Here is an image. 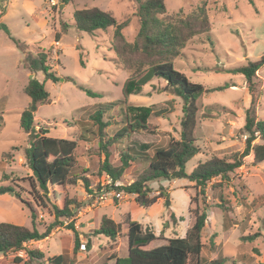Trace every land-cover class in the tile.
<instances>
[{"label": "rangeland", "instance_id": "obj_1", "mask_svg": "<svg viewBox=\"0 0 264 264\" xmlns=\"http://www.w3.org/2000/svg\"><path fill=\"white\" fill-rule=\"evenodd\" d=\"M52 1L0 0V23L9 31L7 35L0 30V187L12 190L0 195V222L34 228L40 233L51 226L44 239L0 255V264H49V258L59 255L64 256L65 264H114L116 258L127 256V219L155 234L157 239L147 247L154 248L163 245L166 238L184 237L194 222L195 210L206 214L200 264L217 259H222V264H264V161L255 164L252 154L243 159V165L226 183L218 186V179L209 182L203 195L184 178L152 180L145 185L150 189L148 197L162 196L153 205L141 207L122 189L148 168L156 149L165 147L172 138L179 139L182 101L166 89L162 79H154L124 97L122 85L133 71L115 63L109 49L113 29L90 34L79 31L72 15L75 10L96 7L110 12L117 22L128 17L130 23L123 34L126 41L132 42L139 28L132 15L135 0ZM203 3L210 31L190 39L173 59V66L192 83L206 89H223L205 93L198 101L194 134L200 152L186 163L187 174L210 157L229 160L244 150L247 110L256 120L264 121V66L251 86L242 75L230 72L264 56V0H164L166 16L188 15ZM55 33L60 34L58 42ZM39 53L46 54L49 72L59 81L53 83L42 72H31L27 56L34 59ZM33 78L44 83L49 93L48 104L38 106L33 115L35 131L78 140L75 172L88 178L87 188L81 181L67 186L69 197L76 199L80 207L72 209L70 219H60L62 224L53 225L52 196L36 183L34 188L31 186V172L24 157L29 137L19 120L29 102L23 90ZM80 88L100 96L90 97ZM96 112L108 123L105 131L109 137L123 126L126 113L146 116L154 132L131 134L103 149L91 120ZM251 144H264V139L257 137ZM123 154L133 160L117 180L120 186L116 192L121 198L96 202L100 190L108 188L101 166L106 160L118 168ZM102 216L121 225L116 244L93 234ZM69 224L80 239L75 254ZM35 250L42 257L30 259L27 251Z\"/></svg>", "mask_w": 264, "mask_h": 264}, {"label": "trees", "instance_id": "obj_2", "mask_svg": "<svg viewBox=\"0 0 264 264\" xmlns=\"http://www.w3.org/2000/svg\"><path fill=\"white\" fill-rule=\"evenodd\" d=\"M70 0H60L67 4ZM135 11L132 14L138 21V31L132 42L126 41L124 29L129 25L130 18L117 22L114 16L99 8L92 7L79 9L73 12L74 26L79 31L93 33L97 30L113 29L109 49L115 55V63L118 67L132 70V75L123 83L121 92L124 97L138 91L154 79H162L173 95L182 101V119L179 139H170L165 147L156 149L154 157L148 168L132 184L122 188L125 193L134 196V200L141 207L153 205L162 193L148 197L150 189L146 183L152 180L187 179L195 184L199 193L204 194L205 188L213 179H218V186L231 179V175L243 165V159L252 154L255 164L264 161V144H251L257 137L264 139V121L256 120L250 110L246 112L244 131L247 135L244 150L235 153L228 160L225 158L210 157L204 162H199L196 167L187 174L184 167L195 155L200 152L196 144L195 129L197 128V115L199 111V99L205 93L220 91L223 88L206 89L201 84L190 82L187 77L177 71L173 66L176 58L186 43L193 37L208 33L210 23L207 9L204 3L196 7L188 15L166 16L164 0H135ZM0 30L7 35L9 31L6 25L0 23ZM55 42L60 39V34H55ZM46 54L39 53L30 61L31 72L40 71L45 79L53 83L59 78L49 72L46 65ZM264 66V56L254 62H248L245 66L232 69V74L242 75L249 86L257 71ZM88 96L97 98L100 95L88 89H83ZM29 102L20 114L19 126L28 134L29 146L24 150V157L31 172V186L36 183L44 192L52 196V209L55 224H62L60 219H70L80 204L74 198H70L67 186L75 185L81 181L84 187H88V178L76 174V151L78 140L55 138L47 135L46 131L37 133L34 128V113L38 106L48 104L49 93L44 83L36 79H30L23 90ZM94 126L97 127L99 147L105 149L107 145L129 137L135 133H153L154 128L147 124L146 116L132 117L127 113L123 115L122 127L112 137L107 135L105 128L108 123L101 120V113L96 112L91 116ZM107 158L108 153L105 155ZM132 157L128 154L121 156V165L118 168L111 167L105 160L101 171L113 181L120 179L129 166ZM11 188L0 187V195L11 192ZM190 198V202H191ZM206 214L198 210L194 211V222L182 238L167 239L163 245L147 248L157 238L142 224L127 219L126 237L128 244L127 256L123 259L116 258L114 264H200V254L204 247L202 242L205 227ZM74 234V254L80 246L78 232L72 224L68 225ZM51 226L40 233L36 229H28L11 223L0 222V255L23 250V245L30 241H39L47 237ZM121 225L111 218L102 216L94 235L108 238L113 244L120 234ZM89 244L85 247L89 248ZM31 258L42 257L38 251H27ZM17 263L21 262L16 259ZM49 264H65L64 256H54L48 259ZM208 264H222V259H217Z\"/></svg>", "mask_w": 264, "mask_h": 264}, {"label": "built area", "instance_id": "obj_3", "mask_svg": "<svg viewBox=\"0 0 264 264\" xmlns=\"http://www.w3.org/2000/svg\"><path fill=\"white\" fill-rule=\"evenodd\" d=\"M54 4V0L52 1ZM107 177L108 188H102L96 198V202L105 203L106 201H112L115 198H121V193L116 192L120 186L118 181H113L109 176Z\"/></svg>", "mask_w": 264, "mask_h": 264}, {"label": "crops", "instance_id": "obj_4", "mask_svg": "<svg viewBox=\"0 0 264 264\" xmlns=\"http://www.w3.org/2000/svg\"><path fill=\"white\" fill-rule=\"evenodd\" d=\"M14 1V0H13ZM12 0H11V3L13 2ZM56 34V33H55ZM191 225V224H190ZM192 226V225H191ZM98 228V227H97ZM187 232V231H186ZM84 235H86V233H84ZM97 236V235H96ZM89 238V237H88ZM90 238H91V236H90ZM170 239V238H169ZM166 240H167V238H166ZM115 244H116V241L114 242Z\"/></svg>", "mask_w": 264, "mask_h": 264}, {"label": "water", "instance_id": "obj_5", "mask_svg": "<svg viewBox=\"0 0 264 264\" xmlns=\"http://www.w3.org/2000/svg\"><path fill=\"white\" fill-rule=\"evenodd\" d=\"M168 204V203H167Z\"/></svg>", "mask_w": 264, "mask_h": 264}]
</instances>
